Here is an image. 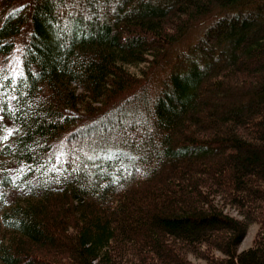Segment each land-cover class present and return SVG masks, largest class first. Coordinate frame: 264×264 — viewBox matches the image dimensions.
<instances>
[{"label": "trees", "instance_id": "obj_1", "mask_svg": "<svg viewBox=\"0 0 264 264\" xmlns=\"http://www.w3.org/2000/svg\"><path fill=\"white\" fill-rule=\"evenodd\" d=\"M0 55V264H264V0H0Z\"/></svg>", "mask_w": 264, "mask_h": 264}, {"label": "rangeland", "instance_id": "obj_2", "mask_svg": "<svg viewBox=\"0 0 264 264\" xmlns=\"http://www.w3.org/2000/svg\"><path fill=\"white\" fill-rule=\"evenodd\" d=\"M199 34L200 33L198 30L192 29L187 33V35L179 43H177L176 45L170 48L167 58L161 61V63L158 66H155L157 67V69L154 71L155 74L153 76V81H154L155 86H160L162 77L169 70V67L172 61L175 59L176 55H178L182 50L186 49L190 43L196 41ZM1 60H2V56L0 55V65L2 63ZM9 62H11L13 66L18 65V63L20 62V52L18 49L11 55ZM209 96L211 97V95L206 94V96H204L203 98L208 99ZM5 124H6L5 125L6 131L0 134V143H2L8 137V135L10 134L9 131L13 127V124H11L9 121H5ZM12 196H13L12 193L9 194V198H11ZM226 210H228L233 215H238V212L232 209L231 207H227ZM259 226L260 224L257 222L250 224L247 234L245 235L241 244L239 245V250L246 249L253 245ZM190 259L196 264H202L205 262L203 259L194 257L193 255H190Z\"/></svg>", "mask_w": 264, "mask_h": 264}]
</instances>
